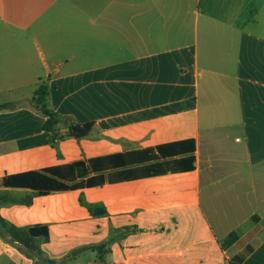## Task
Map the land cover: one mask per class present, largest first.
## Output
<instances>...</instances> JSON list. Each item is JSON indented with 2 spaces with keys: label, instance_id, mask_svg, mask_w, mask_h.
I'll list each match as a JSON object with an SVG mask.
<instances>
[{
  "label": "crops",
  "instance_id": "crops-1",
  "mask_svg": "<svg viewBox=\"0 0 264 264\" xmlns=\"http://www.w3.org/2000/svg\"><path fill=\"white\" fill-rule=\"evenodd\" d=\"M5 105L0 264H264V0H0Z\"/></svg>",
  "mask_w": 264,
  "mask_h": 264
},
{
  "label": "trees",
  "instance_id": "trees-1",
  "mask_svg": "<svg viewBox=\"0 0 264 264\" xmlns=\"http://www.w3.org/2000/svg\"><path fill=\"white\" fill-rule=\"evenodd\" d=\"M51 88L50 85L45 81L41 83L33 97L31 104L33 108L43 114L46 117L45 130L52 133L54 140H58L60 137L57 133V127L63 122L70 123L69 137L75 139H84L89 137L94 128L95 124L93 122L89 123H77L70 117H64L55 112L50 103ZM11 105H5L0 108H9ZM90 210L95 215H101L105 212H96L93 206H89ZM5 231V232H4ZM7 233L13 241L20 242L26 246H30V240L32 237L36 236V231L34 230H21L16 227L10 226L3 219L0 218V234L5 235ZM237 240L235 233H232L230 239L228 240V245L233 244ZM251 252V248L248 249Z\"/></svg>",
  "mask_w": 264,
  "mask_h": 264
}]
</instances>
